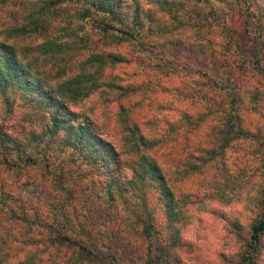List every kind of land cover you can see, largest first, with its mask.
Wrapping results in <instances>:
<instances>
[{"label": "rangeland", "instance_id": "1", "mask_svg": "<svg viewBox=\"0 0 264 264\" xmlns=\"http://www.w3.org/2000/svg\"><path fill=\"white\" fill-rule=\"evenodd\" d=\"M15 1L19 0H5V6ZM122 2L124 11L131 14L139 4L142 14L148 13L154 19L147 23L151 31L144 40V51L136 52L135 47L127 44L114 47L133 60L116 65L112 73L136 85L137 91L108 104L95 95L70 105L69 110L76 114L77 121L89 118L101 136L121 152L125 132L119 122V110L121 105L129 108L131 119L157 143L152 153L170 176L175 195L186 201L181 244L173 250L177 260L180 264H242V255L250 244L251 227L261 213L264 62L258 63L263 66L262 75L248 74L240 80V96L228 105L229 94L212 82L214 68L208 64L238 66L244 61L239 52L247 54L252 49L257 33L264 40V0ZM8 15L0 11L1 20ZM224 28L233 36L229 42ZM39 41L23 38L17 45L32 47ZM29 55V59L34 56ZM41 66L48 70L47 65ZM21 104L15 100L11 108H5L0 98L1 128L16 143L20 138L26 139L21 140L25 143L30 133H41L46 120L47 109L34 113ZM50 154L53 160L54 153ZM68 167L76 194L65 207L72 228L82 230L89 220L84 216L79 186L88 185L94 175L85 166ZM125 172L129 175V169ZM52 187L38 170L15 174L5 170L0 162V258L4 257L1 264L59 258H53L36 224H18L16 216L3 205L6 202L16 214L25 209L34 221L36 215L45 214L44 199L53 200ZM102 195L105 196V190ZM124 196L125 202L119 200L104 212H112L123 228H130L139 214V202L131 192ZM151 198L152 204L157 205V200ZM104 205V201L94 199L90 214L97 222L112 225L113 221H102ZM97 228L103 229L99 225ZM97 240H104V236ZM253 264H264V236Z\"/></svg>", "mask_w": 264, "mask_h": 264}, {"label": "trees", "instance_id": "2", "mask_svg": "<svg viewBox=\"0 0 264 264\" xmlns=\"http://www.w3.org/2000/svg\"><path fill=\"white\" fill-rule=\"evenodd\" d=\"M123 6L122 0H19L6 7L5 0H0V11L9 14L4 20L0 16L3 106L11 108L18 100L34 113L47 109L44 130L30 133L25 143L21 140L26 139L22 138L16 143L0 125V162L4 169L15 174L38 170L53 186V200L44 199L45 214L36 215L34 221L25 209L16 214L6 202L3 204L16 216L18 224L27 227L36 224L53 258L59 257L44 261L28 259L22 264L181 263L173 250L181 244L180 227L186 222L183 209L186 201L175 195L170 176L152 153L157 143L143 134L138 123L131 119V110L124 105L119 110V122L125 132L121 152L101 136L89 118L77 121L76 114L69 110L70 105L95 95L108 104L137 91L136 85L112 73L116 65L133 60L114 47L127 44L135 47L136 52L144 51V40L151 31L147 23L154 19L148 13L142 14L139 4L131 14ZM224 29L229 42L233 36L229 29ZM23 38L40 41L32 47L20 48L17 42ZM253 41L247 54L239 52L244 60L242 64H208L214 68L210 75L212 82L229 94L227 105L234 104L240 96L243 85L240 80L248 74H261L263 66L259 67L258 63L264 62L263 35L257 33ZM29 54L34 56L29 59ZM41 64L47 65L48 70ZM121 154L128 158H122ZM73 164L78 168L88 167L87 171L94 175L88 185L79 186L84 216L89 220L82 230L72 228L65 207L76 194L75 181H69L72 170L68 166ZM126 192H131L140 208L133 220L135 225L130 228H123L112 212H104L119 200L125 202ZM151 196L157 205L152 204ZM260 198V217L251 227L250 244L242 255V264H253L264 236V164ZM94 199L105 202L102 221H113L116 225L94 220L90 214ZM102 235L104 240H97Z\"/></svg>", "mask_w": 264, "mask_h": 264}]
</instances>
